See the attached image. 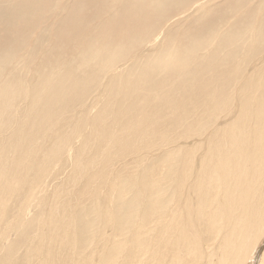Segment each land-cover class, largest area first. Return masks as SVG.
I'll list each match as a JSON object with an SVG mask.
<instances>
[{
  "label": "bare ground",
  "instance_id": "obj_1",
  "mask_svg": "<svg viewBox=\"0 0 264 264\" xmlns=\"http://www.w3.org/2000/svg\"><path fill=\"white\" fill-rule=\"evenodd\" d=\"M83 1L62 19L120 11L121 48L0 71V264H264V17L206 2L134 53L147 11L156 31L184 3ZM6 25L0 45L23 35Z\"/></svg>",
  "mask_w": 264,
  "mask_h": 264
},
{
  "label": "rangeland",
  "instance_id": "obj_2",
  "mask_svg": "<svg viewBox=\"0 0 264 264\" xmlns=\"http://www.w3.org/2000/svg\"><path fill=\"white\" fill-rule=\"evenodd\" d=\"M245 1H246V4H245ZM103 2L107 3L108 1L107 0H84L82 4H83V7L91 11V10H95L96 6L97 7L101 6ZM166 2H169V1H165L164 4ZM179 2L184 3V5L182 6V4H177L175 12L172 10V12H170L167 16L169 17V19L166 17L168 21L165 19L164 22H162L161 25L159 26L160 28L157 27L156 31H154L155 26L151 22H149L150 14H148L149 11H147V16H149V18L147 17L148 23L146 22V23L140 24L135 29V31H133V34L130 36V37H133L132 41L128 42V45H126V48H124L123 50L125 51L129 50L131 52L134 51L135 53L139 49L144 50L145 48L144 46H146L148 47L147 51H150V50L152 51L153 50L152 47L156 43L158 44L161 43L160 40L162 38L167 37L168 35L174 36L173 32H175V35H180V32H183L185 30L186 28L185 25H187V21L196 17L198 14L197 11L204 9L203 5L205 6L206 2H207L206 7L208 5H210V7L219 6L220 8L228 6V7H225L227 9L233 7V5L235 4L234 9L237 8L236 10H237L238 15H241L244 12H249L252 14L250 18H252L254 14L262 15L264 17V13H262L264 9L263 7H261L263 6L262 3H264V0H179ZM78 3H81L80 0H0V18H1L0 26L10 24L8 25L6 29L9 28L11 30H24L23 35L20 36V38H15L14 40L12 39L8 43L6 42V44L0 45V48L6 47V50L0 51V54L3 55V57H5V58L0 59L1 61L0 63L6 64L9 62L8 66H6V68H0V71L1 72L18 71L20 73L24 72L25 74L29 73L27 75H30L31 74L30 72H33L35 70L33 67H35L36 65L38 66V62L40 61L41 57L44 56V54L42 53L47 54L48 51L51 49V46H53L55 42H61L62 44L72 45L78 39L82 46V45L88 44L91 40L96 39L98 36H101L103 43L98 41L99 42V43L97 42V45H99L98 47L102 46L104 47V49H105V46H107L108 49L111 47L110 51H112L113 49H115L113 51H116L119 48H121L122 46H120V44L119 46L118 44H116L117 42L115 40V35L117 33L114 34V31H112L111 29L113 28L111 25V22H112L111 17L115 13L114 10L107 9L106 12L102 11L101 13H99L100 18L97 21L98 23L99 22L101 23V24L99 23V25L98 23H95L96 22L95 19L92 21V18H91L92 22L91 21L89 22L87 19V16L84 15L85 13H82V11L76 12L78 22L74 24H67V22L64 21L66 19V16L70 15L73 5L76 4L77 6ZM40 4H47V5L45 7H39ZM33 5H35V8L29 9V6H33ZM239 7H242V9ZM251 9H253L254 11ZM30 10H31V13H30ZM19 14H22L24 16V18L26 19L25 23L22 22L21 20L22 17L18 16ZM28 14H31V16L35 19V21L34 19L33 21L29 20L28 16H26ZM120 14L121 12L117 11V13H115V16H119ZM236 16H237L236 14L231 13V17H229L228 19L233 21L234 19L237 18ZM109 17L110 19H107ZM103 19H107L108 21L104 24V26H102ZM14 21L15 23L12 24V22ZM178 22H181V23H178ZM2 23H5V24H2ZM18 23H19V27H18ZM122 23L123 22H120L121 25ZM146 24L150 25V29H153L152 34L150 33V30ZM170 25L171 27H169ZM92 26L94 27L98 26V28H93V29L91 28V30H94L93 33L92 32L88 33L87 29H89ZM84 28H87L85 30L86 34H84ZM144 32L145 34L142 35V33ZM165 32L168 34H166ZM79 37H82V38H79ZM136 40H139V41L137 42ZM154 40L156 41L155 44H153ZM106 42H108V45L106 44ZM140 44H142L143 47L138 46ZM71 45L70 47H72ZM122 45H124V43ZM55 49H56V46H55ZM102 49L99 48V51H97L96 53L95 52H90V53L92 54L94 53V54L102 56L105 53H107V52H104V49L103 51H100ZM68 52L69 50L65 51L64 53L65 57H69L72 54L77 55L79 53V51L77 50L70 51L69 53ZM122 61L124 60L122 59ZM234 63L235 61H233V64ZM227 67L228 65H224L223 67L224 70H226Z\"/></svg>",
  "mask_w": 264,
  "mask_h": 264
}]
</instances>
